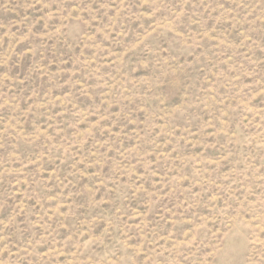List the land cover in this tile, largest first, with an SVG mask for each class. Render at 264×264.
<instances>
[{"label": "rangeland", "instance_id": "rangeland-1", "mask_svg": "<svg viewBox=\"0 0 264 264\" xmlns=\"http://www.w3.org/2000/svg\"><path fill=\"white\" fill-rule=\"evenodd\" d=\"M0 264H264V0H0Z\"/></svg>", "mask_w": 264, "mask_h": 264}]
</instances>
